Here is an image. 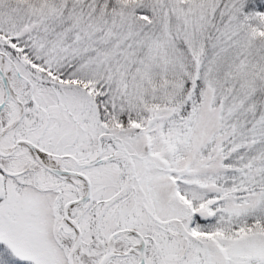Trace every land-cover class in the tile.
Listing matches in <instances>:
<instances>
[{
    "label": "snow or ice",
    "instance_id": "obj_1",
    "mask_svg": "<svg viewBox=\"0 0 264 264\" xmlns=\"http://www.w3.org/2000/svg\"><path fill=\"white\" fill-rule=\"evenodd\" d=\"M0 264H264V0H0Z\"/></svg>",
    "mask_w": 264,
    "mask_h": 264
}]
</instances>
